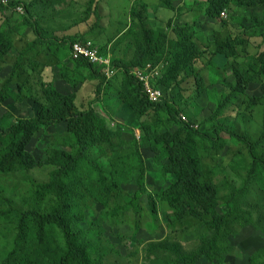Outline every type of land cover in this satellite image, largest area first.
Here are the masks:
<instances>
[{"label": "trees", "instance_id": "trees-1", "mask_svg": "<svg viewBox=\"0 0 264 264\" xmlns=\"http://www.w3.org/2000/svg\"><path fill=\"white\" fill-rule=\"evenodd\" d=\"M18 4L20 3L10 0L6 7L0 4L4 7L0 8L2 11H9ZM138 4H141L142 8L137 9ZM233 5L262 8V16H255L253 24L264 28V0H206V16L221 22L224 28L226 21L222 19L221 12L230 9ZM162 7L174 9L175 0H163ZM25 10L29 13V17L25 19L24 24L33 29L36 38L19 50L18 54L12 52L15 50L16 29L6 31L0 28V68L11 67L7 76H0V109L7 107L6 119L0 118V174L26 172L42 167V161L29 150V146L37 137L47 136V131L52 128L66 129L78 150L73 154L64 146L53 148L54 150L52 149L49 153V159L44 164L52 167L51 180L48 183L39 184L38 189L45 195L55 198L56 202L51 210H44L41 207L18 209L11 198L0 190V219H6L14 213L17 215L16 225L19 234L16 246L18 250L23 249L22 245L28 240L30 234H35L40 241L47 227L56 226L65 241L64 259L72 264H95L94 245L88 240L89 231L81 228L74 216L84 212L85 207L82 206V202L85 199L108 205L115 196L124 197L128 205L139 212L140 198L149 193L145 163L142 154L138 152L141 171L137 180L138 191L133 196L122 190L115 177L111 180L107 179L106 171L100 163L91 158V153L97 146L107 145L113 149L114 143L105 120L97 114L96 110L80 108L78 95L74 93V90L86 79L82 75L77 76L76 71L82 70L86 64L91 67L95 76L101 78L96 88L97 102L100 104L104 103L102 95L108 92L112 82L110 79L107 80L103 72L100 73L101 69L93 63L84 59H73L71 56L73 42L65 43L66 37L44 35L38 24L30 19L35 15L31 13L28 5L25 6ZM54 11L59 15L64 14L61 13V8L56 6ZM97 15H99L98 12ZM130 15L133 25L123 35L110 39V42L114 41V46L122 38L128 42L125 54H118L112 58L113 66L120 69L119 74H121V88L115 97L117 98L114 101L117 104L115 106L116 108L128 106L132 113L131 121L143 119L149 114L162 115L167 126L176 124L180 129L172 134L160 133L154 122H142L139 126L142 131L141 137H143L140 147H146L155 157H160L165 172L171 177L166 189L154 194L149 193L151 214L156 216L157 198H160L173 210L172 218L175 221L187 219L198 221L199 225L213 234L211 238L199 239L191 245V248H185L181 241L171 235L162 241L150 243L146 253L150 259H155L154 264H199L200 261L210 264H228L232 237L236 235V229L252 227L261 232L264 237V192L259 194L262 197H258L254 204H250L248 200L242 202L258 174V169L261 167L264 170V160L255 151L259 143L251 142L248 134L240 135L236 129L226 128L218 122L209 129L195 128L194 120L201 111L198 102L192 104V114L188 122L182 121L183 105L186 108L188 104H182L178 99L181 95L176 88L180 86L181 89L186 80L193 77L197 93L202 96L208 91V81L203 72L207 71V66L210 69L215 67L222 71L221 75L227 71V75L234 77L233 80H229V77L219 80L229 91L227 95H224V102L219 103L213 116L205 121V124H208L237 96L247 94L252 82L264 83V50L252 57L245 66L237 58V46L240 43L245 44L243 37L228 34L219 38L220 31L215 30L212 32L213 39L204 41L201 36L197 37L194 33V21L197 22L199 29L202 28L197 20L176 23L174 26L171 24L170 29L167 27L164 31L154 30L149 25L147 5L143 1L135 2ZM171 29L173 38L170 34ZM128 37H132L133 40ZM71 39L74 41L73 37ZM58 40L64 44L61 45L57 42ZM171 40L174 42L173 46H170ZM41 44L48 46L47 53L42 51L40 54L43 53L44 56L49 57V62L42 61V56L36 51ZM131 47H133L132 55L128 54ZM207 51L211 55L224 54L232 60L221 69L219 65H216V60L215 62L210 60L199 66L197 62L205 57ZM30 53L34 55L29 56ZM103 54L107 55L106 48ZM147 63L164 64L160 74L152 80V85L162 91V96L157 102H152L148 98L143 84L132 73L134 68ZM50 66L53 69L59 68L63 85H60L55 78L46 80L44 73ZM84 72L87 74V71ZM40 80H43V93L47 104L36 110L35 117L14 118L15 113L8 109L12 101L24 99L22 94L24 90L28 91V85L38 83ZM181 92L184 91L181 90ZM263 99L264 94L253 96L250 98V104L263 105ZM223 131L229 132L233 138L246 144L253 161L244 188L230 190L224 195L209 179L201 165L198 152L200 143L210 142L214 146L220 145V134ZM84 162H89L95 170L93 177H89L87 185L89 192L79 193L72 190L68 183L70 178L77 176ZM92 226L94 228V224ZM99 264H103V259H100ZM249 264H264V247L250 257Z\"/></svg>", "mask_w": 264, "mask_h": 264}, {"label": "rangeland", "instance_id": "rangeland-1", "mask_svg": "<svg viewBox=\"0 0 264 264\" xmlns=\"http://www.w3.org/2000/svg\"><path fill=\"white\" fill-rule=\"evenodd\" d=\"M11 1L20 4L5 12L6 17H0V28L6 31L20 29L14 36L15 50L12 52L16 54L33 40L31 29L24 25L25 19L29 17V13L25 10L26 1L29 2L28 6L31 13L35 15L30 19L38 25H41L39 20L47 15L49 6L50 10H54L56 2H60L58 5L59 7L62 6L61 13H64L65 17L74 18L79 24L89 22L88 26L78 29L80 31L78 34L62 33L61 36L72 35L66 37L65 43H72L77 39L86 38L94 40L100 54L108 57L112 63L114 56L125 54L128 42L122 38L114 46V41L110 42V39L114 36L123 35L133 25L130 11L135 2L139 1H143L147 5L148 22L154 30L164 31L167 30V27L170 29L171 24L174 26L176 23L198 21L199 19L204 30L201 31L197 22L194 21V33L197 37L201 36L204 41L213 39L212 32H215V30L220 31L219 38L228 34L243 37L245 44L240 43L237 46V58L245 66L252 60V57L257 56L258 53L264 50V28L256 27L253 24V18L255 16L261 17L263 14V9L259 7L231 6L230 9L225 10V16L222 17L226 21L223 28L221 22L216 20L208 22L206 19V0H175L174 9L162 7L163 0H94L93 2L91 0H41L40 8L36 0L34 6L33 0ZM7 5L3 4L4 7ZM3 6L0 5V7ZM136 8L140 9L142 5L138 4ZM97 12L99 15H97ZM42 20L44 24L47 23L45 18H42ZM65 25L68 26L69 24L65 23ZM170 34L173 38L172 29ZM71 37L74 38V41ZM128 38L133 40L132 37ZM26 41L28 42L25 43ZM57 42L61 45L64 44L61 40ZM169 43L170 46L174 45L173 40ZM202 46L205 47L204 44ZM47 47V45L42 46L41 44L36 50L42 56L44 62H49V57L44 56L47 53ZM105 48L107 55L103 54ZM42 51L45 54H40ZM132 53L133 47H131L128 54L132 55ZM28 55L33 56L34 53ZM210 60L214 62L216 60V65H219L218 67L221 69L232 58L224 54L211 55L207 51L205 57L199 60L197 64L202 66ZM25 63H28V61H25ZM10 70L11 67L4 68L2 66L0 76H7ZM84 71H87V74ZM119 71L120 69L117 68V72L110 79L115 89L109 87L108 92L103 93L104 100L102 101L104 103L102 104L97 102L96 89L101 78L95 76L91 67L86 64L82 70L78 69L76 71L78 72L76 73L77 76L81 77L82 75L86 79L78 84L74 90V93L78 95L80 108L83 110L94 108L96 110L97 114L105 120L109 134L112 137V143H114L113 149L107 145L97 146L92 151L91 158L101 164L106 171L108 180L115 177L122 190L133 196L138 191L137 180L141 167L137 154L140 152L145 163L148 192L151 194L161 192V190L168 187L171 177L165 172L160 157V159L155 157L148 148L140 147L143 137H141L142 131L139 126L142 122H154L160 133L169 132L172 134L180 130L179 126L176 124L167 126L164 116L154 114L131 121L132 113L128 106L124 105L116 108L115 105L117 104L114 101L117 100L115 97L121 88V74H119ZM207 71L203 72L208 81V91L202 96L197 93L193 77L188 78L181 89L180 86H177L176 91L181 95V97L177 96L178 99L181 100L182 104H188L186 108L183 105L182 115L188 121L192 114V104L198 102L201 111L194 120L195 128L198 127L199 130L209 129L210 126L218 122L226 128L236 129L240 135L246 133L251 142L259 143L255 151L264 160V104H250L251 97L264 94V83L252 82L247 94L237 96L227 108L225 106L217 114L216 118L205 124V121L213 116L219 103L224 102V95H227L229 91L221 83L222 79L227 77H229V80L234 79L233 76L227 75V71L221 75L222 71L215 67L210 69L207 66ZM54 73L56 81L63 85L59 68H54ZM45 78L49 81L47 76ZM13 89L15 90V85ZM181 90L184 92H181ZM22 96L24 99L13 100L8 109L15 113L14 118L35 117L36 110L47 104L43 93V80L28 85V91L25 92L24 90ZM6 110V106L0 109L2 120L6 119ZM220 139V145L214 146L210 142L200 143L198 152L201 165L209 179L224 195L230 190L244 188L253 161L249 156L247 145L233 138L229 132H221ZM58 146H64L66 150L73 154L78 150L66 129L63 127L52 128L47 131V136L37 137L29 146V150L42 161V167L32 171L0 174V190H3L11 198L16 208L41 207L44 210H51L55 205V198L39 191L38 186L41 183L50 182L52 167L44 164L49 159V153L52 149ZM94 170L95 168L89 162H84L77 176L70 178L69 187L79 193H88L89 177H93ZM94 179L98 178L94 177ZM262 192H264V170L260 167L246 194V198L242 202L248 200L250 204H254L258 197H262L259 195ZM149 193L140 198L139 212L128 205V201L124 197L115 196L108 205L90 199L83 200L82 206L85 207V210L81 215H75L74 218L81 228L89 231L88 240L94 245L93 260L95 264H99L100 259H103V264H154L155 259H150L146 253L150 243L162 241L168 236L174 235L185 248H191V245L199 239L213 236L211 232L199 225L198 221L192 219L175 221L172 218L173 210L163 203L160 198H157V214L153 216L149 206ZM16 221H18V217L15 213L6 219H0V264H7V261L8 264H72L64 259L66 254L65 241L61 231L56 226L47 227L40 241L37 240L35 234H30L28 240L22 245L23 249L18 250L16 240L19 231ZM263 247L264 237L261 232L254 230L252 227L238 228L236 229V235L232 237V248L228 255V264H249L250 257ZM10 258L11 260H8ZM199 264L210 263L200 261Z\"/></svg>", "mask_w": 264, "mask_h": 264}, {"label": "built area", "instance_id": "built-area-1", "mask_svg": "<svg viewBox=\"0 0 264 264\" xmlns=\"http://www.w3.org/2000/svg\"><path fill=\"white\" fill-rule=\"evenodd\" d=\"M2 3L9 4L10 0H0V4ZM223 16H225V11L221 12V17ZM71 56L75 60L84 59L93 63L97 68L102 70L107 79H111L117 72V68L113 66L111 60L100 54L99 48L92 39L73 42ZM162 66V64L152 65L151 63H147L132 70L136 79L143 84L144 91L152 102L159 101L162 96L161 89L152 85V80L160 74ZM181 117L182 121L188 122L184 115Z\"/></svg>", "mask_w": 264, "mask_h": 264}, {"label": "crops", "instance_id": "crops-1", "mask_svg": "<svg viewBox=\"0 0 264 264\" xmlns=\"http://www.w3.org/2000/svg\"><path fill=\"white\" fill-rule=\"evenodd\" d=\"M36 1L38 2V7L40 8V6H41V0H36ZM34 3H35V0H33V6H34ZM59 3L60 2H56L55 3V6L57 8H62V6L59 7V5H58ZM26 4L28 5L29 2L26 1ZM5 12H7V11L6 10H4V11L1 10L0 17H3V18L6 17L5 16ZM205 17L208 20V22L210 20H212V19L208 18L206 15H205ZM42 18H45L47 20V23L46 24L43 23ZM42 18L39 20L40 23H41V25H38L39 28H40V31H42V33L44 35H47V36L55 35V36H58V37H61V38L62 37L72 36V35H64V36H61L62 33L78 34L80 32V31H78V29L82 28L83 26H88V24H89V22L88 23H81V24H79V23H77L75 21L74 18H70L68 16L65 17V14L59 15L54 10H50V6H49V10H48L47 15H45V17H42ZM203 18H204V16H203ZM198 21L201 22L199 19H198ZM65 23H68L69 25L66 26ZM25 26H28V25H25ZM30 29H31L30 31L33 33V40H34L36 38V35H35L33 29L32 28H30ZM17 30H18V32L20 31V29H17ZM17 30H16V33L15 34H17ZM200 30L203 31L204 29L203 28H200ZM27 42L28 41H26L25 43H27ZM54 74H55L54 73V69L51 66L48 67L46 69L45 73H44V75L47 76L49 80L54 79ZM113 88L115 89V87L112 84L111 89H113Z\"/></svg>", "mask_w": 264, "mask_h": 264}]
</instances>
